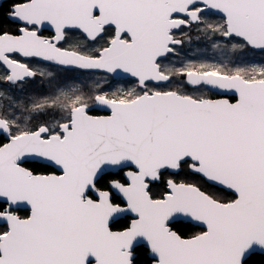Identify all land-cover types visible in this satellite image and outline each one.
Listing matches in <instances>:
<instances>
[{"label":"snow or ice","instance_id":"1","mask_svg":"<svg viewBox=\"0 0 264 264\" xmlns=\"http://www.w3.org/2000/svg\"><path fill=\"white\" fill-rule=\"evenodd\" d=\"M246 50L264 0H0V264H264Z\"/></svg>","mask_w":264,"mask_h":264},{"label":"rangeland","instance_id":"2","mask_svg":"<svg viewBox=\"0 0 264 264\" xmlns=\"http://www.w3.org/2000/svg\"><path fill=\"white\" fill-rule=\"evenodd\" d=\"M197 45L193 43L192 45H187V48H195ZM200 47H204V41L200 42ZM216 55L213 53L210 49L204 51L198 58H210L212 56ZM236 59H247L250 61H256V62H264V53H256V52H251L249 50H246L245 52L242 53H236L235 54ZM52 71L56 73L55 79L52 81L50 84L47 80H41L38 78L34 83L29 84L26 86L25 93H32L34 99H42L43 95L46 93H50L54 90L55 85L57 82H62L67 75H71V73H66L62 69H56L53 68ZM20 95V94H17ZM60 103H68L69 101L67 99H61L59 101Z\"/></svg>","mask_w":264,"mask_h":264},{"label":"flooded vegetation","instance_id":"3","mask_svg":"<svg viewBox=\"0 0 264 264\" xmlns=\"http://www.w3.org/2000/svg\"><path fill=\"white\" fill-rule=\"evenodd\" d=\"M7 5V4H6ZM193 43H195L196 44V42L195 41H193ZM192 48V47H191ZM188 50V48H187V45L185 46V49H184V51H187ZM249 51H251V52H253L254 50H249ZM245 52V51H244ZM254 52H258V53H261V54H263L264 52H259V51H254ZM93 114H101V113H93Z\"/></svg>","mask_w":264,"mask_h":264},{"label":"trees","instance_id":"4","mask_svg":"<svg viewBox=\"0 0 264 264\" xmlns=\"http://www.w3.org/2000/svg\"><path fill=\"white\" fill-rule=\"evenodd\" d=\"M7 7V5L5 4V8Z\"/></svg>","mask_w":264,"mask_h":264}]
</instances>
